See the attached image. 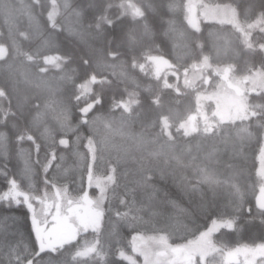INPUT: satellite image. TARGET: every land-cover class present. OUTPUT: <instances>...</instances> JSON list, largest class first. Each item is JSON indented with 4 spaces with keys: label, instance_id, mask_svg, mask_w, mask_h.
<instances>
[{
    "label": "trees",
    "instance_id": "trees-1",
    "mask_svg": "<svg viewBox=\"0 0 264 264\" xmlns=\"http://www.w3.org/2000/svg\"><path fill=\"white\" fill-rule=\"evenodd\" d=\"M198 1L194 29L187 0H0V195L12 178L22 191L43 194L41 164L51 163V152L57 158L50 183L55 175L74 199L88 190L90 171L105 179L115 168L97 252L80 264H129L117 252L134 256L132 236H166L176 246L229 220L235 229L213 235L217 252L209 264H222L226 252L242 245L264 243L256 202L264 183L257 175L264 90L247 94L246 115L231 121L216 118L206 99L225 69L236 79L264 78V0ZM124 2L140 13H124ZM203 6L231 7L238 26L204 19ZM151 57L165 58L181 74L168 76L172 87L154 76ZM204 62L210 83L193 87L183 73ZM203 108L209 129L186 131ZM89 194L98 197L96 188ZM0 216L12 218L7 227L0 222V264H17L24 253L17 243L30 244L27 213L0 206ZM94 239L89 232L71 248Z\"/></svg>",
    "mask_w": 264,
    "mask_h": 264
},
{
    "label": "snow or ice",
    "instance_id": "snow-or-ice-1",
    "mask_svg": "<svg viewBox=\"0 0 264 264\" xmlns=\"http://www.w3.org/2000/svg\"><path fill=\"white\" fill-rule=\"evenodd\" d=\"M87 111V109L84 110V112ZM59 143L61 146L67 148L69 141L62 138ZM87 151L93 154L95 152L94 143L91 140L87 143ZM75 155L79 157L80 153L76 152ZM56 158L55 152H51L49 154L51 163L45 161L41 164L44 173L43 194H40L39 190H36L35 195L22 191L15 179L12 178L7 184V189L0 195V206L22 208L27 213V218L31 225L29 234L30 244L25 243L24 240L17 243V249L20 247L24 248V253H17V264H80L82 258L87 259L90 255L97 252L99 236L102 233V225L105 221L106 209L104 204L105 200L108 199L107 189L109 185H116L115 168L112 169L113 174L107 177V181L98 179L95 181L96 187L99 189L98 197L93 199L87 191H84L78 199H74L70 196L67 186L57 185L55 175L51 177L50 183L48 172L52 167V161ZM60 159L63 160L64 157L61 156ZM2 173L6 175L5 172L2 171ZM257 175L264 182V150L261 153L260 168ZM80 184L81 186L84 185L83 175H80ZM92 184L93 175L89 173L87 175V186L90 188ZM50 188L55 189L54 197L49 193ZM236 191L239 192V189L236 188ZM50 199L53 200V203H49ZM256 202L257 210L261 214V223L264 224V183H261L259 187V195L256 196ZM120 203L124 204L125 202L121 200ZM168 203L174 205V201L172 200H169ZM10 219L12 218L0 216V222H3L6 227ZM129 223L130 226H133L134 230H138L133 222ZM222 227H226L230 231L234 230L235 222L232 220L226 221L223 224L214 222L212 227L201 235L202 246L190 253L189 264H192L193 255H199L201 264H206V258L212 255L213 250L209 237L218 228ZM160 231H163V229ZM89 232L93 233L96 239L91 243L85 240L83 244L78 245L75 249L71 248L82 235ZM140 239L141 237L139 236H132L130 242L132 252L142 256L144 264H153L151 253L143 246H138L137 242ZM159 242L167 247L166 236H160ZM179 250L178 248L171 249L172 252ZM53 253L57 255L53 256ZM239 255L240 253L236 252L230 257H238ZM245 256H247V253H245ZM117 259L128 261L129 264H136L123 249L118 250ZM245 264H248L247 259Z\"/></svg>",
    "mask_w": 264,
    "mask_h": 264
},
{
    "label": "rangeland",
    "instance_id": "rangeland-1",
    "mask_svg": "<svg viewBox=\"0 0 264 264\" xmlns=\"http://www.w3.org/2000/svg\"><path fill=\"white\" fill-rule=\"evenodd\" d=\"M200 6L201 5L198 0H187L188 24L194 29H198L199 27V19L197 14ZM122 10L124 13H129L134 16L140 13V11H137V8L131 2L122 3ZM53 17H55V14H53ZM201 17L210 21L230 23L238 26L236 13L231 7L203 6L201 9ZM3 52L4 49L0 47V56L3 54ZM148 61L153 64L154 76L157 79L161 80L166 86L172 87V85L168 81L169 75H173L174 77H176V79H179L181 76V74L176 71L174 66L163 57H151ZM48 62H55V60L53 58H50L48 59ZM140 67L141 69H143L144 66ZM210 71V66L207 62H204L200 66L194 67L193 70L189 72L185 71L183 73L185 78L184 80L187 81L193 87L197 86L202 79L204 85H208L210 83ZM214 73L216 74V72ZM217 74L221 76L222 83L220 84L216 92L210 93L208 94V96H206L207 100H212L214 102V116L222 121H231L243 118V116H245L247 112L246 95L249 93H255L259 92L260 90H264V78L259 74H255L251 77L244 78L243 80L236 79L232 77L229 69H225L220 73L217 72ZM209 127L210 124L208 123L207 115L204 111V108L200 110V113L198 115H193L184 124V129L188 132L208 130ZM262 150H264V147ZM90 173L92 174L91 171ZM97 179L101 181H107V178L101 179L94 177L93 175V184L90 188H96L99 196V189L96 187L95 184V181ZM90 188L88 187V194ZM54 195L55 193L51 196L54 197ZM49 203H53V200L50 199ZM224 222L215 223L223 224ZM212 225L208 229L200 233L198 238H196L195 240L176 246L169 245L167 241V247H165L159 242L160 236H135L141 237L137 244L138 246H143L151 253L153 264H189L188 261L190 253L194 252L196 249L202 246V241L200 240V237L205 232H207L212 227ZM219 229L220 228H218L217 231ZM216 232L212 233L209 237L213 245V250L212 255L206 258V264H209L207 262L208 259L216 255L215 253L217 252V248L213 243V235ZM173 248H178L180 250L177 252H172L171 249ZM236 252L240 253L238 257H230ZM161 253L163 254L161 255ZM245 253H247V256H245ZM133 254L134 256L129 257H131L132 260L136 262L137 254ZM140 257L142 258V264H144L143 257ZM246 259L248 261V264H259V260H264V243H260L257 245H242L234 250L228 251L224 254V256H222V264H245ZM192 264H201V258L199 255L192 256Z\"/></svg>",
    "mask_w": 264,
    "mask_h": 264
},
{
    "label": "water",
    "instance_id": "water-1",
    "mask_svg": "<svg viewBox=\"0 0 264 264\" xmlns=\"http://www.w3.org/2000/svg\"><path fill=\"white\" fill-rule=\"evenodd\" d=\"M189 262V261H188Z\"/></svg>",
    "mask_w": 264,
    "mask_h": 264
}]
</instances>
